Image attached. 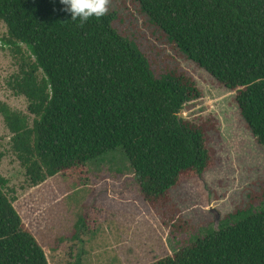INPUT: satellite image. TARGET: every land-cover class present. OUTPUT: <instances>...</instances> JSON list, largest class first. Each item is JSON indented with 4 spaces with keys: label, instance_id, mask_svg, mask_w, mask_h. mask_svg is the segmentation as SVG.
<instances>
[{
    "label": "trees",
    "instance_id": "trees-1",
    "mask_svg": "<svg viewBox=\"0 0 264 264\" xmlns=\"http://www.w3.org/2000/svg\"><path fill=\"white\" fill-rule=\"evenodd\" d=\"M131 1L186 59L235 91L242 120L264 146V0ZM62 8L59 0H0L5 41L29 52L8 81L27 114L0 102L26 182L36 186L120 150L141 197L157 206L183 175H200L211 162L204 129L179 116L199 90L175 70L156 76L113 27L115 12L80 24ZM6 183L0 177V264H49ZM147 264H264V199Z\"/></svg>",
    "mask_w": 264,
    "mask_h": 264
},
{
    "label": "rangeland",
    "instance_id": "rangeland-1",
    "mask_svg": "<svg viewBox=\"0 0 264 264\" xmlns=\"http://www.w3.org/2000/svg\"><path fill=\"white\" fill-rule=\"evenodd\" d=\"M107 9L117 15L113 27L135 42L156 76L175 70L194 81L200 95L187 102L179 116L204 129L211 162L200 175H183L157 206L141 197L120 150L31 187L0 114V177L6 179V193L14 196V208L49 264H147L209 227L217 228L226 214L258 207L264 199V146L256 143L242 120L235 91L178 52L136 3L108 0ZM5 38L0 22V102L27 114L26 99L14 94L8 81L29 52L22 44L16 51Z\"/></svg>",
    "mask_w": 264,
    "mask_h": 264
},
{
    "label": "clouds",
    "instance_id": "clouds-1",
    "mask_svg": "<svg viewBox=\"0 0 264 264\" xmlns=\"http://www.w3.org/2000/svg\"><path fill=\"white\" fill-rule=\"evenodd\" d=\"M62 11L69 13L71 20L84 24L91 17L100 18L107 12L108 0H59Z\"/></svg>",
    "mask_w": 264,
    "mask_h": 264
}]
</instances>
